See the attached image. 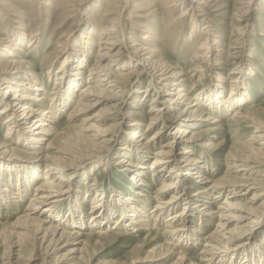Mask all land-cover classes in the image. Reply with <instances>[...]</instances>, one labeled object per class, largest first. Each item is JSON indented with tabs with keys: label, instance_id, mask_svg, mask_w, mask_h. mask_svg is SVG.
I'll return each instance as SVG.
<instances>
[{
	"label": "bare ground",
	"instance_id": "bare-ground-1",
	"mask_svg": "<svg viewBox=\"0 0 264 264\" xmlns=\"http://www.w3.org/2000/svg\"><path fill=\"white\" fill-rule=\"evenodd\" d=\"M75 1L81 4L83 0L70 2ZM118 1L122 2L123 9H127L131 2L138 0ZM171 3L181 10L176 21L184 20L185 15H188L192 26H198L199 16L196 13L202 12L200 5H203L200 0H172ZM122 12L118 11L109 27L103 30L114 32L110 33L113 34V40L102 42V38L98 39L97 46L107 45L109 49L99 47L95 64L90 67H86V62L94 33L82 32L79 42L71 45L72 53L68 59L65 58L59 70L53 73L54 87L47 95H44V77L38 78L29 68L30 64L18 58V46L12 40H0L3 46L0 49L3 58L0 59V121L4 120L2 126L6 129L0 141V209L3 206L9 208L12 199L15 200L13 203L18 204L19 199L27 197L24 214L16 221V228L21 230V233H17L19 240L30 239L47 254V250L57 243H71L73 247L68 255L72 258L69 260H75L76 264L84 261L88 263L85 255L89 243L82 236L83 231L92 230H95L98 238H111L112 241L117 237L128 236V232L138 236L144 233L145 237H150L153 232H162L163 236L168 237L165 244L144 251L140 250L143 245L139 242L130 253L129 263L111 264H191L188 262L187 248L192 245L199 247L197 255L200 264H264V253L261 251L264 227L258 235L248 230L252 224L260 223L264 218V175L251 177L256 172L255 168H263L264 172V124L256 121L251 111L241 108L249 99L245 81L243 78H229V95L228 99H224L222 90L227 84L226 79L220 73H212L216 86L203 95L205 99L201 94L196 95L192 103L189 97L192 87L188 91L182 89L186 75L177 71L176 66L168 63L160 50L151 46L156 42L154 32L148 31L147 35L142 36L141 40L145 41H141L140 45L135 40L130 46L127 45L121 25ZM240 15L237 16L242 18L243 15ZM23 37L22 32L18 44L24 42ZM37 41L36 34L29 39L27 47L30 52L37 47ZM6 43L12 46L11 51L10 47L4 48ZM202 47L206 52L204 58H207L213 46L204 42ZM215 52L221 51L216 48ZM214 61L211 62L212 66H220L218 60ZM84 71L87 83L80 89L74 106L67 114V122L70 124L75 117L98 106L101 108L81 119L79 129L72 134L68 130L74 129L73 126H68V130H56L55 116L61 114L72 101L76 88L83 82L79 74ZM113 72L115 76L104 85ZM50 74H46L48 79ZM143 76L149 78L146 89L142 91L143 96L135 95L140 92L136 88L128 99L131 101L130 108L136 109L135 113H122L120 107L128 89ZM151 92L155 96L148 108L143 109L140 100ZM174 92L176 94L173 96ZM203 99L204 105L211 110L219 107L222 113L237 106L235 112L228 115L231 126L246 121L255 129L249 139L250 144L244 146L246 154H240L241 151L228 152L229 170L215 180L206 176L208 163L200 161L204 157L197 159L192 153L196 145L203 150L212 147L203 143L200 132L193 131L195 126L200 125L197 122H202L199 106ZM120 117L126 129L123 132L124 143L116 154L119 157L114 166L124 175L128 174L127 192L111 190L108 197L105 192L90 197L87 196L86 188L85 198H81L80 187L75 186L77 190H72L75 183L66 176V172L81 169L84 162L80 160L84 158L95 162L107 155L109 148L106 150L104 146L110 145L118 133ZM207 120H210L209 117ZM168 123L176 126L170 134H167ZM141 127L145 131H155L149 139H142ZM166 136L168 139L154 149L157 140ZM137 138L141 140V145H136ZM20 145L33 148L28 153L33 165L22 167L12 164L20 160L17 155L22 151ZM146 153L150 154L151 161L144 166L148 159ZM204 154L206 152L203 151ZM114 163L107 161L102 169L105 171ZM40 164H44L41 171ZM35 182L28 194V186ZM147 182L153 184L147 185ZM151 186H154L156 201L147 209L151 200L148 189ZM191 190H195L193 195L189 194ZM224 192L228 194L223 201L213 207L224 196ZM86 198L90 200L88 214L84 213L82 206ZM68 199L71 205L61 212L59 206ZM180 201L184 202V207L167 216L166 213ZM192 223L195 225L190 226ZM158 226H163V229L160 231ZM210 226L211 229L205 233ZM247 231L248 235L253 234L251 239L241 242ZM109 233L114 236H108ZM249 247L251 250L247 253L245 250ZM230 252L232 255L226 256ZM13 253L17 254L16 251Z\"/></svg>",
	"mask_w": 264,
	"mask_h": 264
},
{
	"label": "rangeland",
	"instance_id": "rangeland-1",
	"mask_svg": "<svg viewBox=\"0 0 264 264\" xmlns=\"http://www.w3.org/2000/svg\"><path fill=\"white\" fill-rule=\"evenodd\" d=\"M2 1L4 0H0V40L2 42L6 39L12 40V43L16 44L20 50L17 52L18 58L25 61L26 64H30L29 68L38 78L44 77V81H42L44 90L46 91L44 95H47L53 89L55 81L53 73L59 70L65 58L68 59V55L72 53L71 45L75 42L77 43V41L79 42L83 31H92V34L94 33L92 35L93 43L90 47V55H88L86 67L95 64L94 61L99 47L109 49L107 45L97 46L98 39L102 38V42L106 39L113 40V34L110 33L114 32H103V30L109 27L111 20L121 10L123 11L121 25L125 32L127 45L130 46L134 40L137 45H140L141 41H145L141 40L142 36L147 35L148 31L154 32L156 42L152 43L151 46H155L157 50H160L168 63L172 64V66L174 65V67L176 66L177 71H182L187 76H185V83H183L182 89L188 91L189 87H192L189 93L192 103H194L196 95L201 94L202 98L205 99L203 95L205 96L211 88L216 86L211 76L212 73H220L226 79L225 83L227 84L224 85L225 89L222 90L224 91L222 93L224 99H228L227 95H229V78H236V80L243 78L249 99L243 103L241 108L243 111H251L254 119L264 124V0H200L203 3L202 6L200 5L202 12L196 13L199 16L197 17V23L200 27L197 26L196 28L192 26L193 22L188 19V15H185L184 20L176 21L181 10L172 6V0H138L131 2L129 4L130 7L128 6L127 9H123L122 2L118 0H83L81 4L76 1L70 2L74 0ZM245 10L247 13H245ZM238 14H241L240 16L243 15L242 18H239ZM167 26L169 27L168 30H166ZM22 32L24 34V42L18 44L17 40L19 34H22ZM101 33H103L102 37L99 36ZM35 34L38 35L37 47L34 51L30 52L27 45L31 36ZM204 42L206 45L209 43L213 46L212 51L207 54V58H204V54L206 53L204 47H202ZM5 45L4 48L10 47L9 51H11L12 46H9L7 43ZM145 46L147 47V45ZM216 48L220 49L221 52H215ZM0 49H3V46L1 47L0 45ZM0 59L3 58L0 56ZM214 60H218L217 62L220 63V66H212L211 62H216ZM47 72L51 73L50 79L46 75ZM85 73L84 71L79 74L80 76L78 75L83 82L76 88L70 104L65 107L61 114L55 116L56 123L54 124V128L56 130H68V126H73L75 127L74 129L68 130L72 134L79 129L81 119L85 116H91L97 109L101 108V106H98L94 110L75 117L76 119L71 121L70 124L67 122V114L74 106L80 89L87 83ZM202 73L203 75H199ZM114 76V72L110 74L104 85L108 84L110 78ZM140 78L133 82L134 84L132 83L128 89L125 100L120 107L122 113H135L136 109L132 108V110L129 106L131 102L128 100L129 96L136 88L140 92H137L135 95L140 94V96H143L142 91L146 89L147 80L149 79L148 76ZM175 94L174 92L173 96ZM154 96L155 93L151 92L140 100L143 109L148 108ZM204 99L199 106L200 112H202V116L200 117L202 122H197L200 125L195 126L193 131L200 132L203 135V143L210 144L212 147L209 150H203L200 146L196 145L193 146L192 153L194 158L200 159L204 157L200 161L208 163L207 169L209 171L206 169L208 171L206 176L210 180H215L222 177L227 172V169L229 170L227 165L230 162L228 152L241 151L242 153L240 152V154H246L247 151L244 146L250 144L249 139L252 138L255 129L253 125H249L246 121H240L238 125L231 126L230 121L228 122V115H232L237 106H234L229 112L222 113L219 111V107H214L211 110L207 105H204ZM187 115L185 114L186 117H188ZM208 117L210 120H207ZM3 121V119L0 121V141L6 131L4 126H2ZM120 121L121 117L119 119V123H121L118 127L119 131L113 138V141L110 145L104 146L106 150L109 148L107 155H104L95 162L87 161V158H84L80 160L84 162L81 169H70L66 172V176L70 177L75 183L72 190H77L75 186L80 187L81 198H85L87 190V196L90 195V197L98 196L101 192H105V196L108 197L111 190L127 192L129 176L128 174L124 175L114 166V162L119 157L116 154L124 143L123 132L126 129L125 123ZM168 124L170 125L167 134H170L176 126L171 123ZM102 127L103 125H101ZM154 131L155 129L145 131L144 127H141L140 135L142 134V139H149ZM90 133L93 134V132ZM166 139H168L167 136L157 140L154 149L163 144ZM139 141L141 140L137 138L136 145L142 144ZM253 147L258 146L254 145ZM20 148L23 151L17 153L20 160H18V163L12 164L22 167L33 165V160L28 154L33 148L26 147L25 145ZM203 151L206 154L202 155ZM149 155L146 153L148 159L144 166H147L148 162L151 161ZM105 160L114 164L110 168L108 166L104 171L102 165L107 162ZM43 168L44 164H40L39 170L41 171ZM20 169L22 168L20 167ZM262 170L263 168H255L254 171L256 172L251 177L259 178L264 175ZM36 183L28 186V194L31 193ZM148 184L152 185L153 183L147 182ZM154 186L148 189L150 192L148 197L151 200L147 209H150L156 201V195L153 193ZM86 188L88 189L86 190ZM194 191L191 190L189 194L193 195ZM96 192L97 194H95ZM227 194V192H224V196L222 195L213 207L219 205ZM84 200L82 201L84 202L82 204L83 211L85 214H88L90 200L89 198ZM13 201L15 202L12 199L9 208L3 206L0 209V264L77 263L75 260H69L72 258V256L68 255V251L73 247L71 243H64V241L57 243L47 250V254L41 246L34 245L30 239L23 240L20 238L21 240H19L17 233H21V230L16 228L18 225L16 221L19 216L24 214L28 198L19 199L18 204L13 203ZM69 202L70 199L63 201L58 209L61 212L66 211L68 206L71 205ZM183 203L180 201L166 215L168 216L179 209L181 210L184 207ZM109 225H111V222ZM194 225L195 223H192L190 226ZM162 227L158 226V229L161 231ZM262 227H264V218L260 223L252 224L248 230L249 232L252 230L253 234L258 235L261 233L262 230L260 229ZM210 229L211 226L205 230V233ZM249 232L247 231L245 236L241 238V242L251 239L253 234L248 235ZM109 234L108 236H114L113 233ZM166 238L168 237L163 236L162 232H153L150 237H145L144 233H140L138 236L128 232V236L117 237L116 240L112 241L111 238H98L95 235V230L89 232L83 231L82 239L89 243L85 255L86 258L88 257V263L84 261L81 264L129 263L130 253L139 242L143 245L140 250L144 251L155 245L165 244ZM194 246L192 245L187 248L188 262L200 264L197 255L199 247ZM261 246V251L264 253V244H261ZM250 250L251 247L245 251L248 253ZM13 251H16L17 254L13 253ZM229 255H232V253L230 252L226 256ZM172 257L171 259H173ZM29 258L31 262H28ZM217 263L213 262L211 264ZM224 264H227V262Z\"/></svg>",
	"mask_w": 264,
	"mask_h": 264
}]
</instances>
